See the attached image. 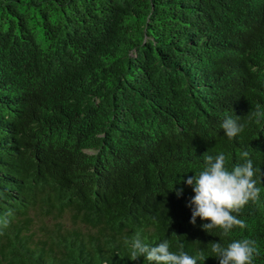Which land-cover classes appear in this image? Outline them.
I'll use <instances>...</instances> for the list:
<instances>
[{"label":"trees","instance_id":"1","mask_svg":"<svg viewBox=\"0 0 264 264\" xmlns=\"http://www.w3.org/2000/svg\"><path fill=\"white\" fill-rule=\"evenodd\" d=\"M257 110L264 0H0V264H153L130 258L138 232L197 264L254 240L264 264ZM220 153L260 190L228 236L190 223L184 183Z\"/></svg>","mask_w":264,"mask_h":264},{"label":"clouds","instance_id":"2","mask_svg":"<svg viewBox=\"0 0 264 264\" xmlns=\"http://www.w3.org/2000/svg\"><path fill=\"white\" fill-rule=\"evenodd\" d=\"M256 116V122L259 123V117L264 116V113L257 110ZM221 127L229 139L243 131V125L231 117H227ZM248 155L247 152L242 153L245 158ZM225 160L223 153L215 158L205 156L204 170L198 176H189L184 183L191 186L194 193L187 203V207L191 209L190 223L195 226L199 217L202 221H207L201 225L202 230L209 232L213 228H219L223 230L224 236H228L234 227H246L245 222L233 213H239L250 200H257L260 190L253 179L255 171L251 159H246L243 165L235 166L231 172L226 169ZM182 192L183 189L177 190V196ZM8 224L9 221L5 219L3 226L7 227ZM169 247L167 240L150 247L143 242L138 232L131 241L130 258L136 261L143 256L153 264H197L198 260L206 259L203 251L198 257H192L184 252L173 253ZM211 251L219 264H253L254 256L259 255L256 242L250 239L233 241L227 247H223L220 242H213Z\"/></svg>","mask_w":264,"mask_h":264}]
</instances>
